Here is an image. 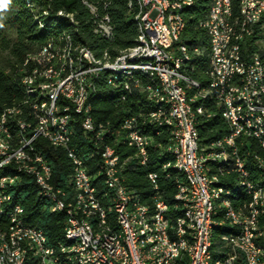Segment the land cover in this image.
<instances>
[{
	"label": "bare ground",
	"instance_id": "bare-ground-1",
	"mask_svg": "<svg viewBox=\"0 0 264 264\" xmlns=\"http://www.w3.org/2000/svg\"><path fill=\"white\" fill-rule=\"evenodd\" d=\"M83 1L92 14L95 33L109 38L111 36L109 25L113 26L109 14L106 13L108 18L106 23L98 4ZM195 1L162 0L163 6L158 7V14L162 16L160 32H165V36L168 34L170 41L177 42L175 47L167 49L170 81L175 83V89L182 98V106H186V109H182V116H186L187 121L191 123L193 143L198 151L201 171L209 181L207 192L210 213L209 223L204 231L201 264H222V260L229 254V247H225L224 242L229 236H235L230 237V253L233 258H240L241 255L243 258H252V246H255L261 263L264 264V114L260 111L261 108L264 113V58L259 53L251 55L254 65L262 66V73L249 71L252 91L250 95V92H246L244 56L239 50L245 36L248 1L239 0L240 14L235 15L233 0H212L208 15L201 22L210 35L211 59L208 78L209 84L214 82V79L225 80L226 100L218 86L201 89L200 82L185 72L191 54L188 46L181 42V34L185 28L183 9L192 6ZM249 2L251 9H258V0ZM129 6L131 9L137 7L135 20L139 34L134 46L121 50L115 56L108 51L98 55L83 44H74L70 36L62 35L58 41L49 40L39 51L30 54L26 61L25 64L34 63L31 72L23 77V83L26 91L35 97V103L32 104L36 107V112H33L35 122L32 124L31 121L30 123L19 118L17 114L22 112L20 107L7 108L0 118V159H8L0 160V173L9 175V178L0 179V264H48L46 261L38 260L41 258V243L47 244L53 259H60L61 264H89L87 261H81L76 247H72L77 244L88 245V236H99L97 252L109 253L110 249H119L121 246L124 247V251H132L128 224L121 213L122 198L119 190L124 195L123 205L130 227L133 229L134 246L139 250L143 260H155L154 264H172L173 259L174 264H197L196 255L201 241V213L199 202H193V198L194 201H201V190L195 180L194 170L188 169L186 152L180 147L172 148L174 139H177L178 120L174 96H171L170 81H166L163 57L148 58L147 65L146 57L143 56L154 50V41H150L149 38L150 22H147L146 17L147 0H129ZM176 6H180L176 9L178 24L173 23L168 13V10H174ZM58 14L73 19V13L61 10ZM259 18H251L250 27H253ZM219 36H225V40H220V47H224L223 59L230 61L226 78L223 67L216 62L215 41L219 40ZM195 51L198 53L200 50L196 48ZM130 55H133L134 70L126 63L108 65L116 57ZM104 70L108 73V82L113 78L114 82H120V87L126 92L135 88L132 81L136 73L147 75L146 95L152 108L147 114L142 113L141 119L137 116L141 137L139 132H135V127H130L126 121H122L116 128L117 126L113 127L109 123H97L94 119L91 112L92 104L89 101L94 88L93 77ZM75 75L73 90H77L78 98L87 96L83 116L88 128L83 120L80 124L88 138L89 132L91 137H96L97 146H102L105 152L107 165H111L115 175H118V186H114L108 167H104L102 154L100 173L106 187L103 196L108 198V206L97 195V173L89 172L84 158L71 145L74 137V124L71 122L76 118L75 115H80V109L77 104H70V100L65 98V92L44 89L66 87L69 79ZM110 84L115 86V83ZM137 88L145 92V86ZM195 88L198 91L190 95L189 91ZM212 92H215V97L223 106V116L228 123L229 131L210 143L202 144L197 125L200 115L211 116L204 99ZM125 93L121 95L123 99L127 98ZM199 99L200 103L195 106L193 103ZM227 100H230V103ZM256 104L260 108H256ZM232 108L235 110L234 114ZM57 109L67 111L69 120H64ZM165 128L169 129L167 141L165 143L158 141L159 146L163 148L161 171L169 175L167 170L173 167L184 176L176 180L177 191L174 199L177 213L174 218L169 204L161 195L160 172L153 171L154 178L151 171L147 174L151 191L150 202H146L133 186L125 182L123 172L125 166L132 160L142 165L148 164L150 148L155 144L154 135L149 130H155L156 136H161ZM5 129L11 133L13 139L9 134H4ZM120 133L121 140L115 139V134ZM252 133L259 134L261 139H252V142H249ZM39 137L47 139L55 147L65 148L72 160L73 171L69 182L67 181L72 192L70 189L66 191L60 187L63 201L56 194L48 192L55 190L56 185L53 182L51 163L43 162L47 159L36 147V139ZM112 137L133 148L134 153L122 157L120 150L115 147L116 144L104 143L107 138ZM89 140L93 143V138ZM25 142L29 149L22 148ZM71 151L74 155H71ZM210 151H214V157ZM21 170L25 173L35 172L36 177L41 178V184L45 188L37 186L38 193L48 202L49 210L63 211L67 215V220H73L75 216L80 223H86L88 235L85 232L72 231L70 222H66L65 239L68 242L53 247L48 243L47 235L42 228L27 223L23 204L15 202L10 190L20 183ZM80 174H83V179H88L87 187L77 186ZM111 212L114 214V221L109 218ZM23 224H29V228L16 229ZM221 225L227 226L230 231L221 234L217 242L216 229ZM109 227L113 232L112 238L109 235ZM245 227L249 228V242L244 236H239L245 234ZM29 230L44 234H40L39 240L35 235H29ZM88 257H92V263H99L96 248L88 249ZM23 258L25 260H22ZM110 262L128 264V257L126 253H112ZM232 264H245V260H237V263Z\"/></svg>",
	"mask_w": 264,
	"mask_h": 264
},
{
	"label": "trees",
	"instance_id": "trees-1",
	"mask_svg": "<svg viewBox=\"0 0 264 264\" xmlns=\"http://www.w3.org/2000/svg\"><path fill=\"white\" fill-rule=\"evenodd\" d=\"M88 1L98 4L100 11L109 14L114 26L112 38H104L95 33L93 19H91L92 14L83 0H0V46L9 54L7 63L0 66V118L7 108L20 107L22 112L17 116L28 122L31 121L32 124L35 122L33 112H29L30 102L34 104L35 97L26 91L23 83V77L31 72L34 63H25L30 54L39 51L41 46L49 40L58 41L62 35H68L74 44L86 45L98 55H102L106 49L112 56L136 44L139 34L135 20L137 7L131 9L129 0ZM211 4L212 0H196L192 6L183 9L185 28L181 34V42L188 46L191 54V59L185 66V72L189 77L200 82L201 89L209 87L208 70L211 59L210 35L201 22L207 17ZM233 8L234 14L239 15V0H233ZM61 10L65 13H73V19L59 15L58 12ZM165 39L168 44L167 49L177 45V42L169 40L168 34ZM196 48L200 50L198 53L195 51ZM241 51L243 56L244 54L251 56L259 53L264 58V12L253 25L252 34L244 39ZM137 74L141 76L143 82H148L147 75L139 72L136 73V77ZM107 76L108 73L104 70L93 77L94 88L89 101L92 104V115L97 123H109L118 128L125 116L133 113L141 119L142 113H148L152 107L145 92L138 88H132V92H126L120 86L111 85ZM197 91L196 88L191 89L189 94L194 95ZM123 93L127 98L121 100ZM207 96L204 102L211 116L200 115L197 125L202 144L210 143L229 131L228 123L223 116V106L215 97V92H212L211 95L208 93ZM198 103H200V99L193 104L196 106ZM76 116L78 119L75 118L71 122L72 125L74 124V137L71 145L82 155L89 172L97 173V195L108 206V198L103 196L106 187L103 183V175L100 173L102 169L100 149L102 150L103 147L100 146V149L93 147V143L80 124V115ZM149 131L153 133L155 143L152 145L154 147L150 148L149 162L147 165H142L136 160H132L127 164L123 171L125 182L133 186L146 202H150L151 191L147 174L150 171L160 172L161 195L169 204L171 215L174 218L177 213L174 199L177 191L176 180L184 176L173 167H169L167 170L169 175L161 171L163 148L159 146V143L167 141L169 129L165 128L161 136H156L155 130ZM104 143L116 144L115 147L120 150L124 158L134 153L133 148L115 140L114 137L107 138ZM36 147L53 167L54 184L70 191L67 179L71 178L73 163L67 150L51 145L43 137L36 139ZM38 192L39 189L33 178L24 175L21 182L13 187L12 195L15 202L23 204L27 223L42 228L51 246L58 247L61 243H67L68 241L65 239L67 215L63 211L52 212L49 210L48 202ZM113 216L112 212L109 213L111 221H114L115 217ZM229 231L227 226H218L215 240L219 242L220 235Z\"/></svg>",
	"mask_w": 264,
	"mask_h": 264
},
{
	"label": "built area",
	"instance_id": "built-area-1",
	"mask_svg": "<svg viewBox=\"0 0 264 264\" xmlns=\"http://www.w3.org/2000/svg\"><path fill=\"white\" fill-rule=\"evenodd\" d=\"M247 1H248L247 22H246L244 39L247 36L251 35L253 32V27H250L251 18H259L264 12V0H258V9H251V2H249V0ZM159 6H163L162 0H147L146 17H147V22H150V37L149 38H150V41H154V50L151 53H145L143 56L146 57L147 65H148V58H155V56H162L163 64L165 67L166 81H170V73H169L170 61H169V56L167 54V43L165 40V32H160L162 16L158 14ZM178 7L180 6H176L174 10H168V13L170 17L172 18L173 23H176V24H178L177 18H176V9ZM103 15L105 16V22L108 23V18H107L105 11H103ZM224 20L225 21L227 20V13H226V17ZM109 28H111V36H109V38H112L114 34V26L109 25ZM220 40H225V36H219V40L215 41V56H216V62L218 63V65L223 67L225 78H226V73L228 72V63L230 61L223 59L224 47H220ZM239 50H242V48H239ZM105 52H107L106 49L103 51V53ZM132 56L133 55L116 57V59L112 60V63L108 65H117L119 63H126V65H128L130 69L134 70L135 65H132ZM243 65L245 68L246 92H250V95H252V91L250 90L249 71H257V73H262V66L254 65L252 61V57L249 56V54L247 55L244 54ZM75 78H76V75L75 77L70 78L68 81V86L66 87H50V88H44V89H50L53 92H65V98L70 100V104H77V107L80 109V116H79L80 120H83V123L88 128V125L86 124L85 116H83V109H84V104H85L87 96H85V98L77 97V90H73V81ZM109 83H115V86H120V82H114L113 78L110 79ZM132 84L135 88H137V86H145V93L148 95V89L145 85V82H143L139 74H137V77L133 78ZM224 84H225V80H215L214 79V82H210L209 86L220 87L222 95L225 96V100H226V91H224ZM170 86H171V96H174V108H175V114L178 120L177 139H174V144L172 148L180 147L184 152H186L188 169L194 170L195 180H197L199 184V189L201 190V201H194V198H193V202H199V211L201 213V241H200L198 253L196 255L197 264H201V249H203L204 231L209 223V213H210L208 210L209 193L207 192V185H209V181L206 179L205 173L201 171V164L198 161V151L196 149L195 143H193V132L191 128V123L187 121L186 116H182V109H186V106H182V98L179 97L177 90L175 89V83H171L170 81ZM121 100H124V99L121 98ZM227 101L230 103V100H227ZM29 108H30L29 112H36V107H33L31 102H30ZM256 108H260V106L256 104ZM57 111L60 112L64 120H69V116H67V111H61L59 109H57ZM260 111H261V114H264L261 108H260ZM234 112L235 110L232 108V113L234 114ZM36 115H41V114H36ZM76 119H78L77 116H76ZM122 121H126V124H128L130 127H135V132H139L140 137H141L142 133L138 129L136 114H133V113L129 114L125 116ZM121 133L115 134V139L121 140ZM4 134H9V136L11 137V133L6 131V129L4 130ZM89 138H93V147H98L100 149V146H97L96 144V137H91L90 132H89ZM252 139H261V137L257 133H252L249 139V142H252ZM22 148L29 149L26 142L25 144L22 145ZM100 152L104 155V167H108V172L110 173L111 181H113L114 186H118V175H115L114 170L112 169L111 165H107L105 161V152L101 149H100ZM210 152H211L212 157H214V151H210ZM71 155H74L73 151H71ZM0 160L8 161L7 158L0 159ZM47 161L48 160H43V162H47ZM237 164H238V159H237ZM151 173H152V178H154V172L151 171ZM24 175H27L33 178L37 186H42L41 178L36 177L35 172L25 173L23 170H21V175L19 176L20 182ZM1 178H9V175L7 173H0V179ZM67 180L69 181V178ZM87 180L88 179H83V174H80L79 183H77V186L87 187ZM42 188H45V187L42 186ZM10 190H11V196H13L12 195L13 188H10ZM48 192L56 194L58 198H60L63 201V199L61 198L60 186H56L55 190H48ZM119 195L122 198V206L120 208H121V213L124 216V219L126 220L128 224V232L130 234L131 242H132V251H124V247L121 246L119 249H110L109 253L97 252V244H98L99 236H88V245L77 244V245H72V247H76V251L79 252L81 261H87L89 262V264H115V263L110 262V255L112 253H126V256L128 257V264H154L155 260H143L142 255H139V250L134 246L133 229L130 227V222H128V217H126V208L123 205L124 195L121 193L120 190H119ZM160 204L162 206V203ZM99 211L101 212V209H99ZM3 222H7V220H3ZM66 222H70V227L72 231L85 232V234L88 235L87 224L80 223L75 216L73 220H66ZM160 224L162 225V222ZM21 227L29 228V224H23V226H17L16 229H20ZM11 234L13 236V233ZM40 234H44V233H34L33 231L29 230V235H35L36 238H38L39 240H40ZM109 235H110V238L113 237V232L110 227H109ZM239 236H244L245 238L248 239V242H249V228L245 227V234L239 235ZM230 237H235V236H229L224 239L225 247H229V254L225 260H222V264L237 263V260H245V264H249V262H258V264H262L260 260V256L257 252V249H255V246H252V258H243L242 255L240 258H233L230 253V246H231ZM13 238H16V237H13ZM25 248L27 250V245L25 246ZM89 248H96V256H99V263H92V257H88ZM22 260H25V258H23ZM38 260L46 261L48 262V264H61L60 259H53L52 253L49 251V247L45 243H41V258H38ZM172 264H174L173 259H172Z\"/></svg>",
	"mask_w": 264,
	"mask_h": 264
},
{
	"label": "rangeland",
	"instance_id": "rangeland-1",
	"mask_svg": "<svg viewBox=\"0 0 264 264\" xmlns=\"http://www.w3.org/2000/svg\"><path fill=\"white\" fill-rule=\"evenodd\" d=\"M11 33H13V32H11ZM8 56H9V54H8L7 50H4L0 46V66L7 63Z\"/></svg>",
	"mask_w": 264,
	"mask_h": 264
}]
</instances>
